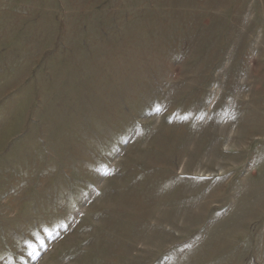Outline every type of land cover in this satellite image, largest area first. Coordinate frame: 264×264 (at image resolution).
<instances>
[{"label": "rangeland", "instance_id": "1", "mask_svg": "<svg viewBox=\"0 0 264 264\" xmlns=\"http://www.w3.org/2000/svg\"><path fill=\"white\" fill-rule=\"evenodd\" d=\"M0 264H264V0H0Z\"/></svg>", "mask_w": 264, "mask_h": 264}]
</instances>
